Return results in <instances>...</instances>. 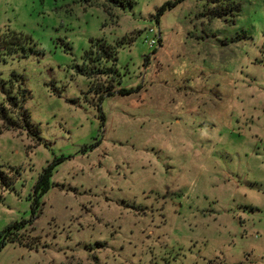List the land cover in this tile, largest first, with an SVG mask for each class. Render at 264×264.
<instances>
[{"label":"rangeland","instance_id":"rangeland-1","mask_svg":"<svg viewBox=\"0 0 264 264\" xmlns=\"http://www.w3.org/2000/svg\"><path fill=\"white\" fill-rule=\"evenodd\" d=\"M133 1L0 0V104L27 89L40 130L0 119V264H264V0ZM102 38L131 93L87 75Z\"/></svg>","mask_w":264,"mask_h":264},{"label":"trees","instance_id":"trees-1","mask_svg":"<svg viewBox=\"0 0 264 264\" xmlns=\"http://www.w3.org/2000/svg\"><path fill=\"white\" fill-rule=\"evenodd\" d=\"M88 5H95L101 0H84ZM104 6L108 11L114 7H122L125 6L126 3L133 5V0H102ZM238 0H207V12L206 15H209L210 19L214 18H224L226 15L235 14L236 12L241 11V2H237ZM172 2L165 4L162 7L160 12L157 15L159 19L160 13H162L167 6L172 5ZM12 38H10V42H7L4 39H0V44H3L6 49L9 48V45L15 43V40L19 38L18 32L11 33ZM92 41V46L90 50L87 51L86 59L87 63H85V70L89 77L99 76L100 74H109L111 77H108L106 82L100 83L103 84V90L112 95L119 90V93L129 94L133 91V89H124L118 88V80H116L117 74V61H118V48L117 45L109 43L106 39H98ZM125 43V41H118ZM117 42V43H118ZM3 52L0 51V55ZM112 73V74H111ZM108 75V76H109ZM98 80V79H97ZM2 79L0 78V82ZM101 81V80H99ZM4 83L6 81H3ZM3 91L6 93L5 102L0 104V119L4 120V126L8 130L12 129H21L27 130L29 133L31 132H39L38 125L33 121L32 115L29 109L25 106V98L27 96L28 90L21 89L18 92H14L11 88H4ZM35 133V134H37ZM34 134V135H35ZM2 166V165H1ZM53 164L47 166L43 172L40 174L35 192L39 193V195H43L50 188V177L52 175ZM7 172L4 169L0 168V178L3 184L9 185V181L6 180ZM35 203H39L38 194L35 199ZM23 223H14L7 226L0 236L3 237V246L6 245L7 242H17L18 240H22L21 231L24 228ZM20 240V241H21ZM22 243L23 240H22Z\"/></svg>","mask_w":264,"mask_h":264},{"label":"built area","instance_id":"built-area-1","mask_svg":"<svg viewBox=\"0 0 264 264\" xmlns=\"http://www.w3.org/2000/svg\"><path fill=\"white\" fill-rule=\"evenodd\" d=\"M151 31H154V29L152 28ZM155 36H157V35L155 34ZM150 44H151V46H155L156 45L155 38L151 40Z\"/></svg>","mask_w":264,"mask_h":264}]
</instances>
